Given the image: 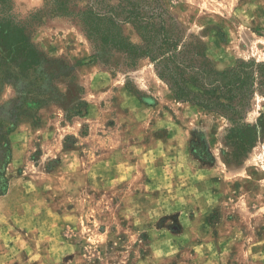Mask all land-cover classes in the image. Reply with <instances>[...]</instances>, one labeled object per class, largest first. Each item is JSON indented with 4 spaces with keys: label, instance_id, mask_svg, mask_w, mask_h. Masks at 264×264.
<instances>
[{
    "label": "rangeland",
    "instance_id": "1",
    "mask_svg": "<svg viewBox=\"0 0 264 264\" xmlns=\"http://www.w3.org/2000/svg\"><path fill=\"white\" fill-rule=\"evenodd\" d=\"M45 1L13 0L14 13L30 21L43 79L36 86L32 77L0 79V140L8 138L11 150L0 194V264H203L210 257L212 264H264V133L233 161L227 120L200 107L191 152L211 158V181L223 196L204 229L181 220L193 210L158 207L161 191L153 189L145 146L165 135L159 113L184 107L149 57L126 66L125 54L96 50L81 28L77 13L87 6L108 12L117 0H66L68 16L39 17ZM159 1L149 7L144 0L155 26L164 16L180 47L199 40L216 71L264 63V0ZM121 29L143 43L132 23ZM261 116L264 96L255 92L244 121ZM119 164L127 175L116 172Z\"/></svg>",
    "mask_w": 264,
    "mask_h": 264
},
{
    "label": "trees",
    "instance_id": "2",
    "mask_svg": "<svg viewBox=\"0 0 264 264\" xmlns=\"http://www.w3.org/2000/svg\"><path fill=\"white\" fill-rule=\"evenodd\" d=\"M140 1L117 0V4L111 8L121 9L120 12L111 9L108 12L95 13L92 6H87L76 17L96 50L105 49L125 54V65L131 67L140 58L149 57L155 65L158 77L168 84L176 100L224 117L228 122L225 138L234 149L231 159L241 161L257 138L264 133L262 116L255 123L244 121L255 92L264 96V63L255 60L239 61L235 66L218 72L207 59L203 44L199 40L192 49L186 44H181L180 47L181 37L165 28L164 16H160V27L155 26L156 14L145 8V5L159 6V0H154L155 3L145 0V5L144 0L141 1L143 3ZM50 4L53 5L49 7ZM43 13L68 16L66 0H46L44 7L36 12L39 17ZM128 22L139 33L142 44L132 43L123 35L121 25ZM29 23V19H22L14 13L13 0H0L2 82L31 77L34 80L32 86L42 82V76L36 75L40 62L38 50L32 42ZM180 57L188 59L187 62ZM189 85L195 90L190 89ZM29 103L38 104L40 101L31 100ZM0 150L3 152L0 160V194H3L8 187L5 170L11 160L8 138L0 140Z\"/></svg>",
    "mask_w": 264,
    "mask_h": 264
},
{
    "label": "crops",
    "instance_id": "3",
    "mask_svg": "<svg viewBox=\"0 0 264 264\" xmlns=\"http://www.w3.org/2000/svg\"><path fill=\"white\" fill-rule=\"evenodd\" d=\"M174 100L178 107L181 105L184 108L180 110L171 104L168 108L163 109L162 113H159L157 127L165 130V135L163 138L149 141V145L145 146L146 154L149 153L147 167L153 174L151 178L153 189L161 191V194H157L160 195L158 207H179L181 210L182 208H188V211L193 210L192 217H187L185 213L181 220L189 222L193 218V221L198 222L203 228L206 215L219 203L218 200L223 194L216 192L217 185L211 181L214 171H217L213 163L200 161L191 152V143L195 139L193 134L198 128L202 110L195 105L184 106L185 103L178 102L175 98ZM214 139L212 135L209 136V142H214ZM122 167L123 164H119V169L116 172H124L127 175L128 166ZM208 234L210 233L207 232L203 235L205 241L211 238V235ZM161 243L168 249L173 246L169 241ZM175 250L173 249V252ZM197 250L198 248H196ZM170 251L172 252V250ZM209 254L212 255L210 252ZM213 261L210 257L202 263L212 264Z\"/></svg>",
    "mask_w": 264,
    "mask_h": 264
}]
</instances>
